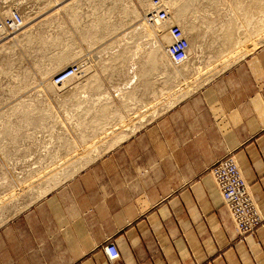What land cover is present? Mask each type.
Masks as SVG:
<instances>
[{"label":"crops","instance_id":"0c3cea01","mask_svg":"<svg viewBox=\"0 0 264 264\" xmlns=\"http://www.w3.org/2000/svg\"><path fill=\"white\" fill-rule=\"evenodd\" d=\"M100 1L86 0L87 10ZM77 2L65 1V9ZM170 3L185 19L186 73L164 76L169 57L136 59L138 69L124 70L121 80L128 102L116 132L100 127L112 120L105 109L94 114L106 92L118 96L105 76V89L96 88L97 69L82 82L76 76L73 91L62 89L73 95L89 83L82 96L91 107L81 111L92 116L82 117L74 134L33 141L46 158L22 176L24 185L11 187L0 219V264H264V224L241 239L211 173L233 153L264 216V28L257 0ZM109 241L119 248L116 260L104 251Z\"/></svg>","mask_w":264,"mask_h":264},{"label":"rangeland","instance_id":"374dc122","mask_svg":"<svg viewBox=\"0 0 264 264\" xmlns=\"http://www.w3.org/2000/svg\"><path fill=\"white\" fill-rule=\"evenodd\" d=\"M65 1L0 0L1 13L8 14L18 9L24 15V25L6 32L0 39V219L3 210L9 208L13 196L11 187L24 185L26 178L22 176L46 158L40 157V151L45 148L33 145V141L57 138L64 133L74 134L75 126L81 118L92 116L93 112L86 115L81 111L82 107H91L87 105L91 99L82 96L85 93L83 90L92 88L90 84L75 89V93L70 95L75 87L66 93L51 85L50 79L57 71L79 61L83 63L82 72L78 75L80 81L92 70L96 72V69L99 73L96 88L100 85L99 90H104L102 78L105 76L108 79L109 90H114L118 96L106 92L108 96L100 98L93 105L98 107L94 114L101 116L105 109L106 118L112 120L100 127L108 126L111 128L109 131L116 132L121 127L119 116L124 102H128V99L121 96L124 70L127 73L129 69L137 70L138 66L134 65L136 59L151 55L161 59L167 57L165 47L171 42L167 31L169 27H156L155 30H159L158 37L154 33L146 34L141 28L152 26L149 23L151 21L146 20L152 9V0H101L92 10H87L89 6L86 0H76V5L66 10ZM165 1H169V13L173 19L177 13L183 14L179 10L181 7L178 9L174 5L172 9L170 0ZM257 3L260 31L264 28V0H257ZM56 4L60 6L44 17V10ZM108 23L114 24L113 31L109 26V32H106ZM182 24L185 28V20ZM160 39L161 48L158 43ZM155 49L157 54H154ZM67 55L69 59L66 60L64 57ZM104 58L115 59L116 64L97 67L90 64L94 59ZM124 59H130L131 65H124ZM173 64L163 59L164 76L175 70H180V74L186 73L185 63ZM44 70L45 77L41 75ZM190 85L187 83L186 92L192 89ZM130 106L132 112L139 111L137 104ZM27 110L31 112L26 113ZM44 151L46 154L48 150ZM36 179L41 180L34 177L33 181Z\"/></svg>","mask_w":264,"mask_h":264},{"label":"built area","instance_id":"2783aa9c","mask_svg":"<svg viewBox=\"0 0 264 264\" xmlns=\"http://www.w3.org/2000/svg\"><path fill=\"white\" fill-rule=\"evenodd\" d=\"M148 17L150 21L157 23L167 21L170 18L169 9L163 5L162 0H153V7L148 13ZM23 25V14L18 9H13L8 14L0 12V39L6 32L17 30ZM169 33L172 42L166 46V52L174 64H183L188 58L187 36L179 24L169 26ZM82 68L83 63L75 61L57 71L51 80L55 85H63L73 76H78L82 72ZM211 173L240 238L245 239L256 233L264 224V216L249 189L235 155L229 153L221 158L212 166ZM104 251L110 260L120 257L119 248L114 241L106 243Z\"/></svg>","mask_w":264,"mask_h":264},{"label":"bare ground","instance_id":"6f19581e","mask_svg":"<svg viewBox=\"0 0 264 264\" xmlns=\"http://www.w3.org/2000/svg\"><path fill=\"white\" fill-rule=\"evenodd\" d=\"M153 1V0H152ZM162 2H163V5H165L167 8H168V5H169V1H165V0H162ZM153 3V2H152ZM151 3V6L153 7V4ZM150 9V8H149ZM169 9V8H168ZM170 10V9H169ZM146 12V11H145ZM170 12V11H169ZM177 15V14H176ZM175 15V18L174 19H172V16H171V14H170V18L167 20V21H164V22H159V23H157V22H154V21H151V23L153 24V31H154V33H155V35L157 34V33H159V30H155L156 29V27H158L159 29H160V27H162V28H164L166 25L169 27V26H171L172 24H177V23H179V24H181L182 26H183V24H182V22L185 20V19H183V21L181 20V18L180 17H177ZM145 19V18H144ZM146 20L147 21H150V19H149V17L148 16H146ZM175 23H174V22ZM156 25H160V26H156ZM180 25V26H181ZM181 26V27H182ZM139 27V26H138ZM167 27V28H168ZM142 29H150L149 27H145V26H142L141 27ZM140 28V29H141ZM162 28H161V30H162ZM169 29V28H168ZM182 29H183V31H184V33H185V28H184V26L182 27ZM163 31H165V30H163ZM168 33H169V30H168ZM186 34V33H185ZM169 35H170V33H169ZM121 36V35H120ZM171 37V36H170ZM171 42H172V37H171ZM166 55H167V57H169L168 56V54H167V52H166ZM79 62V61H78ZM61 63H63V62H61ZM57 64H60V62L59 63H57ZM56 68V66L55 67H53V69H55ZM45 72H46V70H44L42 73H41V75L42 76H44L45 77ZM81 74V73H80ZM76 77V75L75 76H73L72 78H70L69 80H67L66 82H64V86L63 85H55V84H53V82H52V80L50 79V81H51V85L52 86H54V87H56V88H61V89H66V90H70L71 88H74L75 87V82H74V78ZM73 86V87H72ZM55 88V89H56ZM53 90H54V88H52Z\"/></svg>","mask_w":264,"mask_h":264}]
</instances>
